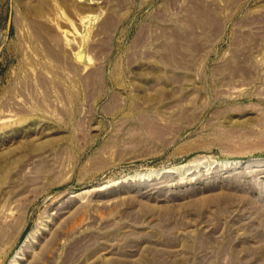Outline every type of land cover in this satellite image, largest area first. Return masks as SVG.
I'll return each instance as SVG.
<instances>
[{"label": "rangeland", "instance_id": "obj_1", "mask_svg": "<svg viewBox=\"0 0 264 264\" xmlns=\"http://www.w3.org/2000/svg\"><path fill=\"white\" fill-rule=\"evenodd\" d=\"M18 248L264 264V0H0V264Z\"/></svg>", "mask_w": 264, "mask_h": 264}, {"label": "bare ground", "instance_id": "obj_2", "mask_svg": "<svg viewBox=\"0 0 264 264\" xmlns=\"http://www.w3.org/2000/svg\"><path fill=\"white\" fill-rule=\"evenodd\" d=\"M78 1H84V0H78ZM192 21L195 22H203V23H209L212 22L213 19L209 16L208 11L205 8H198L196 15L194 16V18H192ZM93 75V74H92ZM92 83L97 84L98 86L101 83V77L99 75V73L96 72V74H94L92 77ZM21 248H18L15 252V255L13 256V258L10 260L9 264H13V262L15 261V259L18 257V254L20 253Z\"/></svg>", "mask_w": 264, "mask_h": 264}]
</instances>
